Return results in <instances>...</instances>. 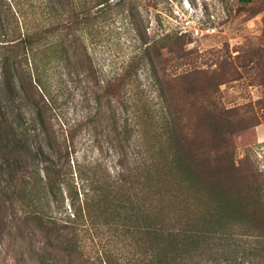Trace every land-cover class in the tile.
Listing matches in <instances>:
<instances>
[{"label": "trees", "instance_id": "obj_1", "mask_svg": "<svg viewBox=\"0 0 264 264\" xmlns=\"http://www.w3.org/2000/svg\"><path fill=\"white\" fill-rule=\"evenodd\" d=\"M16 1L0 0V256L6 264H197L200 249H210L234 224L264 233L260 176L236 154V135L258 121L239 107L226 108L220 96V86L238 80L245 62L236 56L238 66L226 60L195 66L171 34L131 57L104 82L103 95L119 99L141 63L162 113L141 116L143 155L136 164L123 167L119 160L112 180L92 168L79 200L70 186L68 145L52 135L33 100L31 70L37 72V53L55 43H68L74 56L77 31L106 8H123L134 21V7L131 0H42L49 23L20 32ZM256 1L264 9V0ZM183 65L188 68L177 72ZM18 100L33 117L23 118Z\"/></svg>", "mask_w": 264, "mask_h": 264}, {"label": "rangeland", "instance_id": "obj_2", "mask_svg": "<svg viewBox=\"0 0 264 264\" xmlns=\"http://www.w3.org/2000/svg\"><path fill=\"white\" fill-rule=\"evenodd\" d=\"M131 2L134 21L123 8H106L92 25L77 31L74 56L68 43L62 48L55 43L37 53V72L31 70L33 100L52 135L68 145L70 186L77 191L79 200L84 176L92 168L112 180L122 167L119 160L123 167L131 168L143 155L145 126L141 116L145 111L153 118L162 113V102L148 67L139 63L134 81L119 99L104 96L102 86L131 57L167 34L179 37L183 49L190 52L186 60L195 66L212 68L215 60L238 66L236 56L246 63L245 69L238 68V80L220 86V96L226 108L239 107L256 116L255 127L236 135V154L259 174L264 198V9L257 7L256 0L245 6L237 0ZM16 3L20 10L15 8L14 15L20 32L49 23L42 0ZM77 55L85 62L78 64ZM187 68L183 65L176 71ZM17 104L24 119L33 117L27 103L18 100ZM65 205L69 206L67 198ZM214 238L210 249H200L197 264H264V233L239 223ZM104 241L112 250L117 247L107 237ZM88 246L89 251L92 247L90 243ZM4 259L0 256V264L10 263Z\"/></svg>", "mask_w": 264, "mask_h": 264}]
</instances>
